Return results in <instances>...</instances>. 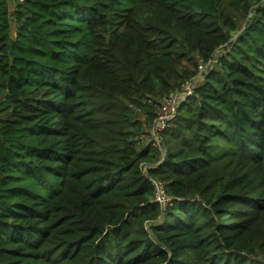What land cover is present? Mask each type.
Returning <instances> with one entry per match:
<instances>
[{
  "label": "trees",
  "instance_id": "trees-1",
  "mask_svg": "<svg viewBox=\"0 0 264 264\" xmlns=\"http://www.w3.org/2000/svg\"><path fill=\"white\" fill-rule=\"evenodd\" d=\"M0 264H264V0H0Z\"/></svg>",
  "mask_w": 264,
  "mask_h": 264
},
{
  "label": "built area",
  "instance_id": "built-area-1",
  "mask_svg": "<svg viewBox=\"0 0 264 264\" xmlns=\"http://www.w3.org/2000/svg\"><path fill=\"white\" fill-rule=\"evenodd\" d=\"M208 63L202 62L199 66L200 72L199 75L195 78L198 79L202 75H204L205 71H207ZM192 85V82H188L184 86V93H176L173 94L166 99H164L161 103V106L158 109V116L156 119V124L152 132H154L153 142L154 144L162 147V134L160 131H163L167 127L172 126L174 117L179 113V97H181L180 102L185 99L183 98L184 94L190 93L191 87L189 88L188 85ZM180 103V105H181ZM157 186V199L166 206L168 203V197L165 195V190L161 183L156 182Z\"/></svg>",
  "mask_w": 264,
  "mask_h": 264
},
{
  "label": "rangeland",
  "instance_id": "rangeland-1",
  "mask_svg": "<svg viewBox=\"0 0 264 264\" xmlns=\"http://www.w3.org/2000/svg\"><path fill=\"white\" fill-rule=\"evenodd\" d=\"M220 53H223V50H221L220 52H218L217 57L219 56ZM199 78L201 79V78H203V76L201 75ZM197 81H198V79H195V80L192 81V85L191 84L188 85L189 88L191 87V91L193 90V86H194L193 84H195ZM180 99H181V97H179V99H178L179 100V102H178L179 103V106H180V103H181L180 102ZM183 101H186V100H183ZM183 101H182V103H183ZM153 136H154V132H149V135L147 136V140L146 141H150L151 138H153Z\"/></svg>",
  "mask_w": 264,
  "mask_h": 264
}]
</instances>
